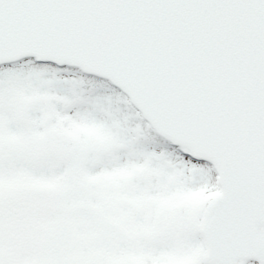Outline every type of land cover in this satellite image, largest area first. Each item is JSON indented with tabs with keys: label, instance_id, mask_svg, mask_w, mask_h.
<instances>
[{
	"label": "snow or ice",
	"instance_id": "obj_1",
	"mask_svg": "<svg viewBox=\"0 0 264 264\" xmlns=\"http://www.w3.org/2000/svg\"><path fill=\"white\" fill-rule=\"evenodd\" d=\"M83 81L203 150L264 233V0H0V79ZM219 178V179H218Z\"/></svg>",
	"mask_w": 264,
	"mask_h": 264
},
{
	"label": "rangeland",
	"instance_id": "obj_2",
	"mask_svg": "<svg viewBox=\"0 0 264 264\" xmlns=\"http://www.w3.org/2000/svg\"><path fill=\"white\" fill-rule=\"evenodd\" d=\"M18 103L27 105L28 119L19 116ZM42 141L49 155L35 162L32 148ZM67 145V154L60 155ZM74 145H86L90 160L74 161L69 150ZM202 170L163 144L118 96L99 94L83 81H45L33 73L15 81L0 79V201L39 199L48 208L25 222L37 230L38 242L0 247L5 255L0 264H105L97 247L104 227L97 218L104 193L115 190L121 192V210L107 220L122 238L109 248L108 264H205L198 225L218 188L200 183ZM76 171L81 175L68 183L67 176L75 177ZM143 173L154 174V181L146 183ZM82 186L99 212L83 213ZM69 192L77 198L64 197ZM60 196L61 212L50 215L48 198ZM59 233L65 242L56 248Z\"/></svg>",
	"mask_w": 264,
	"mask_h": 264
},
{
	"label": "water",
	"instance_id": "obj_3",
	"mask_svg": "<svg viewBox=\"0 0 264 264\" xmlns=\"http://www.w3.org/2000/svg\"><path fill=\"white\" fill-rule=\"evenodd\" d=\"M21 115L23 119L27 118L26 107L21 108ZM45 124H48V117L45 118ZM148 124L158 136L169 141L172 145L179 144L181 148L187 149L197 157L206 155L196 145L158 125L155 121ZM45 144L44 142L43 145L34 147L32 155L35 160L46 156ZM151 180L152 176L147 179L148 182ZM220 189L221 193L210 202L201 222L200 230L206 245L205 263L247 264L256 261L264 264V233L256 232L251 227L253 216L251 202H235L221 207L228 197L224 189Z\"/></svg>",
	"mask_w": 264,
	"mask_h": 264
},
{
	"label": "flooded vegetation",
	"instance_id": "obj_4",
	"mask_svg": "<svg viewBox=\"0 0 264 264\" xmlns=\"http://www.w3.org/2000/svg\"><path fill=\"white\" fill-rule=\"evenodd\" d=\"M69 148V145H67L65 147V149H61L60 150V155H63L62 153L64 152L65 154H67V150ZM70 156L71 158H74V161H78L79 158L81 156H83L84 159H88L90 160V154L92 153L90 150L86 149V145H84L83 147L81 146H77V147H73L70 148ZM79 164V163H77ZM81 173L79 171H76V176H72V175H68L67 176V182L68 183H73L74 179H76L78 176H80ZM80 189V193L84 194L88 200H86L85 197V201L83 203V213L86 214L87 211H89L88 213H90V210L93 209V211H98V208L95 209L94 207H92V204H97L92 202V204H90L89 200L91 199V197H88L87 195L90 194L89 189H85L83 187H79ZM64 197L66 198H77V194H75L74 192H69L67 193ZM122 197L121 196V192L119 191H111V193H109L108 195H106L104 193L103 199L104 202H102L99 205V210L101 212L100 216L97 218V220L101 221V225L104 228H101V234H100V238L99 241L102 243L101 246H104L107 251L106 254H110L109 252V248L110 247H114L116 244V242L118 240H120L122 238V234L120 230H118L116 227H111V223L110 220H107L108 218L111 219L116 215H119V211L121 210V205H119V198ZM56 199L53 200V206L55 208H57V214H59L61 212V204L63 201V198L60 197H55ZM93 200H96V196H93L92 198ZM7 200H3L0 201V222L3 221V216H6L7 212L8 214H10L12 211L14 212L16 209H12L10 208V204L7 203ZM16 205H20L19 202H16ZM44 203L39 202V200L36 199V202H30V203H26L23 206V213L25 212V214L27 216H33L35 214H37L38 212L42 211V209L44 208ZM19 208L17 207V210ZM20 217L19 218H14L13 221H15L14 225L9 229V227H5V229H3L2 227H0V247H7V246H22L25 244L26 240L28 238H30V235H28V231L25 230V226L23 225L22 222H20ZM96 220V221H97ZM17 221V222H16ZM23 221H26V219H24ZM17 232H20L18 234H16ZM35 241V239L33 240ZM251 264H255V263H251Z\"/></svg>",
	"mask_w": 264,
	"mask_h": 264
}]
</instances>
